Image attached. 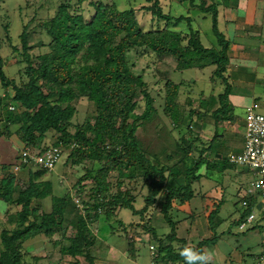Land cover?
I'll return each mask as SVG.
<instances>
[{
    "label": "trees",
    "instance_id": "1",
    "mask_svg": "<svg viewBox=\"0 0 264 264\" xmlns=\"http://www.w3.org/2000/svg\"><path fill=\"white\" fill-rule=\"evenodd\" d=\"M172 1L211 14L217 43L205 42L192 27L194 17L166 13L160 0H130L131 6L122 9L117 0H64L52 16L39 18L34 11L17 42L10 36V22L5 26L6 37L0 38V143L23 146L11 160L0 153V264H25V250L38 240L61 245V261L99 264L98 253L108 242L104 238L98 244L103 223L112 235L128 240L129 255L149 244L151 264H186L179 255L185 247L212 258L208 247L231 232L230 227L217 231L224 221L223 178L228 175L238 182L242 206L236 224L246 223L241 230L264 226L262 189L253 185L262 178L260 169L232 161L235 153L224 158L221 151L232 140L220 132L221 126L237 117L231 100L236 87L232 46L240 40L221 28L220 9L232 8L225 21L230 25L244 0ZM138 2H145L140 9L164 25L146 29L133 5ZM182 20L188 32L170 27ZM251 33L240 35L260 46L264 22L258 34ZM141 58L165 63L180 74L212 69L211 80L220 91L213 88L208 95L202 91L182 100L184 86L194 90L197 79L177 81L171 74L148 79L137 70ZM12 59L17 69L10 75L6 66ZM84 99L94 108L92 117L77 121ZM147 119L150 134L143 139L139 132ZM204 134L211 136L205 139ZM54 147L62 149L61 157L68 152L64 165L69 170L63 176L54 173L55 167L23 159L25 150L41 155ZM16 165L20 168L14 171ZM19 172L27 177L26 187L19 183ZM70 175L77 177L73 186L57 192L56 183L63 186ZM216 177L221 179L217 185L203 183ZM48 198L50 210L44 207ZM139 198L144 201L140 208ZM196 200L200 208L194 206ZM123 209L140 219L124 221ZM253 211L256 218L247 222ZM180 213L183 221L176 219ZM182 222L184 236L179 233ZM263 256H256L254 264H264ZM40 257L35 256L37 261ZM223 264L239 263L231 257Z\"/></svg>",
    "mask_w": 264,
    "mask_h": 264
},
{
    "label": "rangeland",
    "instance_id": "2",
    "mask_svg": "<svg viewBox=\"0 0 264 264\" xmlns=\"http://www.w3.org/2000/svg\"><path fill=\"white\" fill-rule=\"evenodd\" d=\"M62 1L64 0H29V2L31 3L30 7L27 6V0H6L5 2L0 4V38L6 37L5 26L8 24V22H10V36L12 37L14 42H17L18 37L22 32L23 25L26 24L32 18L34 11L38 10L39 18L52 16L54 15L57 7L60 3H62ZM117 1L121 9L131 6L129 5L130 0ZM160 1L166 13L172 12L175 16L185 15L194 17V20L192 21V27L195 30L200 31V33L203 35L205 42L207 44H209V42L217 43V39L212 30L211 14L209 15L202 13L199 10H193L189 2L185 3V5H182L172 0ZM42 3L44 4L43 6H41ZM144 4L145 2H138L136 4H133L138 9V18L142 25L146 29L150 28L151 26L164 25V20H158L157 18H153V14L151 12H145L144 10L140 9V7H142ZM21 7H23V10H21ZM231 10V7L227 9H220V26L222 29H224L227 35H229V37L236 36L240 40L238 43L233 44L232 46L234 51L232 55L236 61V67L232 68L233 78L235 77V86L236 88H239L241 90L244 89L251 91H242L243 93H247L249 96L240 97L237 95L231 98L232 102L235 105L237 117L234 123L227 121L221 126L220 129V132L224 130L228 139L232 138L231 142L227 146L221 148L224 158H227L230 153L241 154L245 148V134L247 129L248 109L250 107H255L258 112L264 113V66H261L263 64L262 61H264V49H262V52L260 54L261 65H259L257 59L247 60L246 63L254 68L253 70L252 68H250V73L244 75V73L241 72L239 68L240 66L241 68H247L246 65L241 64L244 63V60L249 59V53L252 50V47L258 46L256 44V40L253 41L242 38L241 35L236 34L234 32V30L242 27V17H237L238 21L235 23H232L230 25L225 24V21L229 17L228 15H230L231 13ZM239 11V13L237 12V14L239 15L245 14L249 18H252L253 16L256 18V14L252 15V11L249 7H245V9L239 8ZM3 17L5 18L3 19ZM34 25L35 23H32L30 26L32 27ZM170 27L175 28L176 30H185L186 32H188L190 29L186 20H182L177 23L172 22L170 24ZM248 27L249 26H246L245 29H247ZM243 31L245 32L246 30ZM9 50L10 48L7 45L5 48V52H9ZM15 62L16 59H12L7 63L6 70L10 75L14 74V71H16L17 69L15 67ZM258 65L260 66V69H256V71H254L255 68L258 67ZM137 70L139 72L145 73L148 79L152 78L155 74L156 77L158 75L157 78H159L160 76L167 77L171 74L172 78L177 81H182L184 79L192 81L194 79H197L198 83L194 85V90H192L189 86H184L181 92L182 100H185L189 94L198 96L199 93L203 91L206 95H208L213 88L215 89V91H220L221 88V86H216L215 83L211 80L212 69H208L204 73L199 74L195 71H186L183 74H180L178 72H172L170 66L165 63H159L158 65L149 64L146 58H141L138 61ZM44 88L46 90L48 89L47 86H44ZM254 97L261 99L256 102V99ZM79 104L82 108L77 116V121H82L85 117H92V112L94 109L93 106L88 104V101L86 99L80 101ZM143 109L144 106L142 105L135 113V117L138 113H141ZM150 122L151 120H144L145 128L143 130H140L139 132L140 137H142L143 139L144 137H148V135L150 134V131L146 130V127L151 126ZM210 136V134H204L205 139ZM6 143H0V153L2 154V157L4 159L8 158L11 160V157L14 156V153L16 154V149L18 147L21 148L23 145L21 143H16L17 148L13 146L11 148L5 145ZM67 155L68 152H66L64 156H62L61 159L58 161L54 168V173L63 176L65 172L69 170L64 165V161ZM203 171H206V167H203ZM229 172L233 171L230 170ZM17 175L19 177L20 185L26 187V185L28 184L27 177H23L22 172H19ZM216 175H218V173H216ZM76 179L77 177H73V175H70V177H67V179L64 178L66 183L63 186H60L56 183L57 192L65 190L66 184H68L69 186H73V184L76 182ZM219 180L221 179L217 177L211 178V180L205 179L203 180V183L212 187L214 185H217L219 183ZM223 180L225 181V190H227V192L225 194L226 203L222 206L220 215L224 218V221H222L217 231L221 233L230 227L231 232H224V234L219 237L218 242L215 245L208 247V252L212 255V258L210 259L214 262H221L223 264L226 262V260L232 257L239 264H254L255 257L260 256V254L264 252V226L258 227L256 230H241L239 228V225H237L235 222V220L240 217V214L242 212V206L240 203H238V198L236 197V193L238 191V182H233L229 175L224 177ZM243 180H246V177L242 178V181ZM221 194V191H218V196H220ZM50 201V198L46 199L45 201L44 207L47 208V210H50L51 208ZM143 204V199L139 198L136 203V206L140 208L141 206H143ZM200 205L201 203L199 200H196V202H194V206L200 208ZM1 210L3 209L0 208V214ZM151 211L152 210H149L147 217L150 216ZM120 216L126 222L140 219V217L135 216L130 209H123ZM183 216L184 214L180 213L179 216L176 217V219L179 221V219L183 218ZM7 218L8 216L6 214H4V216L2 215L1 217L3 221H6ZM180 221H183V219H181ZM184 223L182 222L179 225V233L181 236L186 235V225ZM205 225H207V221H205ZM102 226L103 228L101 236L98 239V244L104 238L108 242L104 243L102 252L98 253L99 264H151L149 244H143L139 252H137L134 256H132L131 254L129 255L127 254L128 240L124 237L120 238L117 235H112L110 230H108V228H105L104 223L102 224ZM163 231L164 229L160 228V232ZM58 238L59 236H55V239ZM33 245L34 246H31L32 248L29 251L25 250V264H69V258H67L68 260L61 261L60 255L58 253L61 245H55L53 242L44 243V241L42 240L34 241ZM50 254L52 256H50ZM36 255L41 256L38 261L35 258ZM81 260H85V258L83 257L81 258Z\"/></svg>",
    "mask_w": 264,
    "mask_h": 264
},
{
    "label": "built area",
    "instance_id": "3",
    "mask_svg": "<svg viewBox=\"0 0 264 264\" xmlns=\"http://www.w3.org/2000/svg\"><path fill=\"white\" fill-rule=\"evenodd\" d=\"M245 135L247 140L245 150L241 154H232L230 159L240 164H247L251 168L260 169L262 178L253 185L262 189V196L264 198V113L258 112L254 107H250L247 111V129ZM61 152L62 149L60 147H54L41 155L33 154L30 151L25 150L23 153V159L25 162H30L31 160L36 165H42L49 169H53L61 157ZM19 168V165H16L14 171ZM244 204L246 205V202H244ZM256 216V211H253L248 216L247 222H252ZM245 225L246 223L243 222L240 225V228H244ZM262 259H264V256Z\"/></svg>",
    "mask_w": 264,
    "mask_h": 264
},
{
    "label": "crops",
    "instance_id": "4",
    "mask_svg": "<svg viewBox=\"0 0 264 264\" xmlns=\"http://www.w3.org/2000/svg\"><path fill=\"white\" fill-rule=\"evenodd\" d=\"M245 7H249L251 9V13L252 15H255L256 18L253 16L252 18H249L247 15L243 14V15H236V19L238 21V18L237 17H242L243 18V21L241 22V26L238 30V34H249V32H253V33H259L261 31V27H263V22H264V0H244V2L241 3V5H239V8L240 9H245ZM235 14V13H234ZM236 21V22H237ZM246 26H249L247 29ZM243 30H246L245 32ZM252 34V33H251ZM262 49H264V41L262 42L261 41V45L256 47V46H253L252 47V50L250 51L249 53V59H246L244 60V63H242L241 65H246V67H242L240 66L239 70L241 72L245 74H248L250 73V68H253L251 65L249 66L246 61L247 60H256L258 61L259 65L260 64V59H261V56H260V51H262ZM264 52V51H263ZM256 63V62H255ZM262 65L261 66H264V61H262ZM258 65L256 69H260V66ZM246 68V69H245ZM254 70V71H255ZM253 71V73H254ZM237 79V78H236ZM241 80V79H240ZM252 81H253V78H252ZM242 91H245V92H248V91H251V90H244V89H239V88H236L234 89L233 91V95H231V98L234 97V96H240V97H243V96H249L247 93H243ZM240 94V95H239ZM255 94V93H254ZM255 98V97H254ZM215 263H221V262H215Z\"/></svg>",
    "mask_w": 264,
    "mask_h": 264
},
{
    "label": "clouds",
    "instance_id": "5",
    "mask_svg": "<svg viewBox=\"0 0 264 264\" xmlns=\"http://www.w3.org/2000/svg\"><path fill=\"white\" fill-rule=\"evenodd\" d=\"M179 255L184 258L186 264H195L197 260L201 261L202 264H207V261L210 259L209 254H198L188 247L183 248Z\"/></svg>",
    "mask_w": 264,
    "mask_h": 264
}]
</instances>
